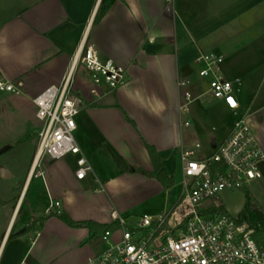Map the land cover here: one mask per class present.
I'll return each mask as SVG.
<instances>
[{"label": "crops", "instance_id": "crops-1", "mask_svg": "<svg viewBox=\"0 0 264 264\" xmlns=\"http://www.w3.org/2000/svg\"><path fill=\"white\" fill-rule=\"evenodd\" d=\"M103 2L0 0V81L22 82L33 105L61 83L83 40L102 61L128 72L117 90L103 86L95 96L90 74L83 65L77 68L78 145L93 170L84 180L76 177L73 156L55 162L44 177H32L38 138L24 168L0 158V264H58V249L81 246L84 254L71 264H86L105 250L102 239L96 241L103 232L71 228L51 215L66 213L76 223L115 229L112 214L128 210L122 199L139 204L164 191L148 148L155 149L168 176H175L179 145L184 146L177 140L186 128L177 83L189 80L194 95L203 94L206 83L197 64L202 55L224 57L222 74L235 83L240 108L233 113L204 96L190 112L199 121L215 110L246 119L264 151V0H175L170 16L164 13L165 0H116L101 14ZM11 96L0 94V103ZM189 122L188 128L195 127ZM113 152L122 157L116 160ZM119 158L134 166L133 175L121 173ZM49 216L41 232L19 235Z\"/></svg>", "mask_w": 264, "mask_h": 264}, {"label": "built area", "instance_id": "built-area-1", "mask_svg": "<svg viewBox=\"0 0 264 264\" xmlns=\"http://www.w3.org/2000/svg\"><path fill=\"white\" fill-rule=\"evenodd\" d=\"M174 2L165 0L166 15L174 14ZM224 62V57L215 54L197 59L198 77L206 83L199 96L194 95L191 81H178L181 114L188 113L204 96L223 103L230 112H238L235 83L222 74ZM79 65L90 74L95 96L103 86L117 90L128 76L127 70L113 61H102L86 40L81 42L61 83L33 101L39 130L32 177H44V159L53 163L69 156L77 158L78 180L93 172L74 136L82 108L74 90ZM23 89L22 82L0 81V94L22 96ZM183 125L188 128L191 123ZM210 148L212 155L199 160L200 144L190 149L182 146L178 154L182 195L177 205L160 216L145 215L132 221L113 213L117 227L102 234L105 250L86 264H264V247L254 237L255 229L222 211L219 204L226 190H241L263 179L264 151L259 140L246 119L240 118L231 133L221 143H211ZM54 207L59 208L60 203Z\"/></svg>", "mask_w": 264, "mask_h": 264}, {"label": "rangeland", "instance_id": "rangeland-1", "mask_svg": "<svg viewBox=\"0 0 264 264\" xmlns=\"http://www.w3.org/2000/svg\"><path fill=\"white\" fill-rule=\"evenodd\" d=\"M77 74L75 78H77ZM238 98L240 100L242 97L239 96L237 99ZM209 100L210 98L208 97L204 101L208 102ZM202 101H197L193 107L199 105ZM215 102L217 103L218 101ZM191 109L192 107L190 110ZM203 114L206 118L199 121L190 111L188 113H182L183 122L191 120L196 122V124L193 128H184L177 140L178 144L180 140H182L186 149L193 148L195 145L200 144L201 151L199 153V160L212 155V150L210 148L211 143H221L223 138L231 132L238 119H240V117H235L230 112L218 115L216 110ZM76 120H78V117ZM19 133H22L20 138H10V136H16L19 135ZM37 136L38 122L35 118V108L26 95H12L10 99L0 103V145H7L13 148L0 156L1 160H10L11 164H16L24 168V161L27 160L29 157L28 155H30V152H32L37 145ZM74 136L78 144L82 146L81 132L77 130ZM179 147L181 149L180 145ZM19 148L24 150V155L18 150ZM113 153L116 160L121 156L117 152ZM119 161L118 168L121 173L133 175L132 173L135 170V168H133L134 166H127L122 158H119ZM54 165L55 163H51L49 160L45 159L41 163L44 172H48ZM176 167L175 184L171 189H164L163 192L154 195L144 203L130 205L133 203L130 199H122V203L128 210L125 214H122L121 217L129 221L141 219L144 215L155 217L167 213L175 207L182 195L181 182L183 180V175L179 157H177ZM262 172L263 179L261 181L253 182L241 190H226L223 192L219 197V204L222 206L221 210L236 218L246 205L250 204L253 211L260 212L264 216V165L262 167ZM102 193L104 194V192ZM101 238L102 237L99 236L96 241H99ZM84 247L81 246L80 248H74L69 251L62 250V248L58 249L59 254L58 257L55 258V262L58 264H71L84 254ZM63 248H66V246Z\"/></svg>", "mask_w": 264, "mask_h": 264}, {"label": "trees", "instance_id": "trees-1", "mask_svg": "<svg viewBox=\"0 0 264 264\" xmlns=\"http://www.w3.org/2000/svg\"><path fill=\"white\" fill-rule=\"evenodd\" d=\"M115 1L116 0H104L103 7L101 9V14L106 13L111 8V6L113 5ZM148 149H149L150 156L154 164L156 176L158 177L160 182L163 184L165 189L167 190L171 189L175 184V176L172 175L171 177H169L166 170L163 168L162 164L160 163L155 149L152 147H149ZM144 174L147 175V173H144ZM51 216L58 217L67 226L71 228H90V229L96 228L98 231H101L103 233L109 229L106 226H97L91 222L76 223L72 221V219L66 213L55 214ZM51 216L38 219L34 224L28 226L21 233H19V235L22 236L32 231L41 232L44 229L46 222ZM238 221L240 223H247L252 228H254L255 229L254 237L256 239H259L262 242L263 247H264V216L260 212L253 211L250 204H247L246 207L238 215Z\"/></svg>", "mask_w": 264, "mask_h": 264}, {"label": "water", "instance_id": "water-1", "mask_svg": "<svg viewBox=\"0 0 264 264\" xmlns=\"http://www.w3.org/2000/svg\"><path fill=\"white\" fill-rule=\"evenodd\" d=\"M11 149V147L7 146V147H4L3 149L0 150V156L6 152H8L9 150ZM55 163V162H53Z\"/></svg>", "mask_w": 264, "mask_h": 264}]
</instances>
